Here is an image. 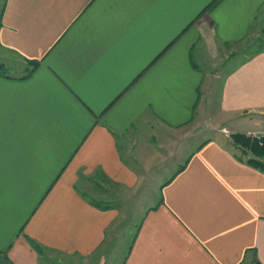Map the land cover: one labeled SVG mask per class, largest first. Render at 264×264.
<instances>
[{"label":"crops","instance_id":"1","mask_svg":"<svg viewBox=\"0 0 264 264\" xmlns=\"http://www.w3.org/2000/svg\"><path fill=\"white\" fill-rule=\"evenodd\" d=\"M263 43L264 0H5L0 264H97L121 212L94 189L152 183L121 264H264V173L225 134L199 140L258 128Z\"/></svg>","mask_w":264,"mask_h":264},{"label":"rangeland","instance_id":"2","mask_svg":"<svg viewBox=\"0 0 264 264\" xmlns=\"http://www.w3.org/2000/svg\"><path fill=\"white\" fill-rule=\"evenodd\" d=\"M5 0H0V12L3 7V3ZM245 44V43H244ZM242 46H236L238 50L227 52L224 51L220 53L214 61H210L208 64L211 69H206L205 73L208 76L217 77L222 74H225L227 71L231 70L235 65L241 62L242 58H244L247 54L252 52L253 49H257L260 45L259 43H254L250 45L246 43ZM264 44V43H263ZM222 54V55H221ZM15 64V63H14ZM16 65V64H15ZM18 66V65H17ZM20 68V67H18ZM6 73L11 74L9 68L3 69ZM213 118V115L210 111H207L206 115V124H209ZM259 126L257 129L253 130L251 133H256L257 136L260 137L261 132H264V115L261 116L259 120ZM261 123V125H260ZM225 124L223 126L218 125L217 123H212V125H207V130H201V135L199 136V140L204 138L209 139L215 133H223L228 136L230 139V129ZM234 134V133H233ZM250 136V135H249ZM231 141V140H230ZM232 143V142H231ZM166 178V177H164ZM156 183H152L151 188L148 190L142 191H115V190H101L94 189L95 194L92 196L99 195L100 193L107 194L106 201L111 202L113 208L118 209L120 211V221L118 222L116 229L114 231V236L111 234L110 243L104 246L106 250V258H103L102 250H99L94 256L93 259L97 264H121L123 258L125 257L127 251L132 245L133 235L140 225L141 219L145 216L146 212L151 209L154 205H156L160 200V190L156 189ZM105 196V194H104ZM106 197V196H105ZM109 241V239H108ZM93 261L91 258L85 262V264H92Z\"/></svg>","mask_w":264,"mask_h":264},{"label":"trees","instance_id":"3","mask_svg":"<svg viewBox=\"0 0 264 264\" xmlns=\"http://www.w3.org/2000/svg\"><path fill=\"white\" fill-rule=\"evenodd\" d=\"M4 66L0 64V72ZM232 144L240 149L248 158L246 163L264 173V136L253 137L241 133L230 135ZM106 245V244H104ZM34 249L41 255V248L34 245Z\"/></svg>","mask_w":264,"mask_h":264},{"label":"built area","instance_id":"4","mask_svg":"<svg viewBox=\"0 0 264 264\" xmlns=\"http://www.w3.org/2000/svg\"><path fill=\"white\" fill-rule=\"evenodd\" d=\"M249 135L253 136V137H259V136L256 135V133H250ZM260 136H264V132H261Z\"/></svg>","mask_w":264,"mask_h":264}]
</instances>
